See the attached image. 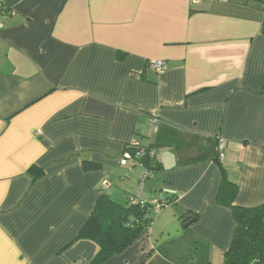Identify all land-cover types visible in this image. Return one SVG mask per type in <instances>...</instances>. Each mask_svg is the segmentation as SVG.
Masks as SVG:
<instances>
[{
	"label": "crops",
	"instance_id": "0c3cea01",
	"mask_svg": "<svg viewBox=\"0 0 264 264\" xmlns=\"http://www.w3.org/2000/svg\"><path fill=\"white\" fill-rule=\"evenodd\" d=\"M0 21V264H92L76 236L138 188L129 144L154 150L139 197L169 203L100 264H224L223 176L233 205L264 203V0H0Z\"/></svg>",
	"mask_w": 264,
	"mask_h": 264
},
{
	"label": "trees",
	"instance_id": "16d2710c",
	"mask_svg": "<svg viewBox=\"0 0 264 264\" xmlns=\"http://www.w3.org/2000/svg\"><path fill=\"white\" fill-rule=\"evenodd\" d=\"M132 148L134 147L128 149ZM145 166L154 172L155 166L151 159L145 162ZM234 192L235 189L224 175L218 196L222 201L229 198L226 204L230 207L235 222L229 248L224 253V264H264V203L250 208L235 206L232 204ZM129 199L130 196L121 203L103 192L79 230L76 238L90 239L100 247L92 264H100L124 251L150 227L153 206L149 202L143 206L130 204ZM167 203L169 202H165ZM190 214L184 213L182 220L189 219Z\"/></svg>",
	"mask_w": 264,
	"mask_h": 264
},
{
	"label": "built area",
	"instance_id": "2783aa9c",
	"mask_svg": "<svg viewBox=\"0 0 264 264\" xmlns=\"http://www.w3.org/2000/svg\"><path fill=\"white\" fill-rule=\"evenodd\" d=\"M3 25L0 21V30L2 29ZM147 65L156 71H161L166 68V62L164 60L152 59L147 62ZM128 148L134 147L132 149L125 148L120 156L119 165L126 169L128 174H131L134 169L140 168L141 172L139 175V185L138 188L134 191L133 194L130 195L129 202L130 204H139L141 206L145 205L146 203H150L155 211H158L161 207L165 204V201H160L158 199L152 198L149 201L141 199L139 197L140 193V186L144 179H146L152 172L145 166V162L150 160L154 156V150L152 148H143L138 146L137 144H129L127 145ZM223 149H224V141L219 139L217 141L216 151L220 158L223 157ZM104 186H107V183H104Z\"/></svg>",
	"mask_w": 264,
	"mask_h": 264
},
{
	"label": "water",
	"instance_id": "95a60500",
	"mask_svg": "<svg viewBox=\"0 0 264 264\" xmlns=\"http://www.w3.org/2000/svg\"><path fill=\"white\" fill-rule=\"evenodd\" d=\"M195 220V217H191L190 219L186 221H182L179 224L171 225L169 226L160 236L159 241L156 243V247L159 246L161 243H163L166 240H169L175 236H178L182 233L183 229L188 227L193 221Z\"/></svg>",
	"mask_w": 264,
	"mask_h": 264
},
{
	"label": "rangeland",
	"instance_id": "374dc122",
	"mask_svg": "<svg viewBox=\"0 0 264 264\" xmlns=\"http://www.w3.org/2000/svg\"><path fill=\"white\" fill-rule=\"evenodd\" d=\"M127 146V145H126ZM125 146V147H126ZM119 188L122 190V192H120L121 190H119ZM112 190H116V191H118L119 193H123V194H125V192H128L127 190L126 191H124L121 187H118V188H116L115 189V187H113L112 188ZM122 196V195H121ZM115 199V198H114ZM116 201L118 200V199H115ZM167 210V207H161L158 211H155L154 209H151V218H152V222H151V225L153 224V222L157 219V217H158V215L159 214H161L162 213V215H163V213H165V211ZM150 225V226H151ZM158 241H159V239H158Z\"/></svg>",
	"mask_w": 264,
	"mask_h": 264
}]
</instances>
